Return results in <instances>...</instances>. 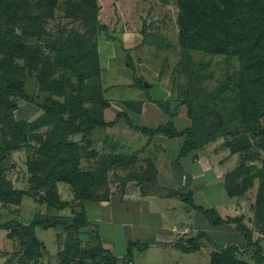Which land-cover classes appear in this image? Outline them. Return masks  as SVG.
<instances>
[{"label": "rangeland", "instance_id": "obj_1", "mask_svg": "<svg viewBox=\"0 0 264 264\" xmlns=\"http://www.w3.org/2000/svg\"><path fill=\"white\" fill-rule=\"evenodd\" d=\"M81 1L57 0L53 14L45 16L35 9L38 0H0V12L10 11L11 3L20 5L21 9L16 13V20L7 23V19L0 18V51L4 50V43L8 44L16 40L25 46L20 52L21 56L15 52L12 59L6 57L3 51L0 53V94L2 93L3 97H8L9 100H14L16 105L13 111L14 119L31 122L44 114L40 104L48 97L64 103L66 96L83 95V108H86L88 112H98L101 104L88 101L87 85L90 89L99 86L102 98L108 106L111 103L112 107L108 109L107 117H114V123L121 118L130 128L139 133H142L139 130L141 127L155 125L151 128H156L166 125L170 120L168 113L171 114V121L176 131L189 127L193 119L192 116L196 117L203 124L200 129L202 135L207 134L214 138L189 152L191 153L189 156L195 160L200 156L202 166L207 168V176L212 178L217 176L216 169H220L224 184V177L228 172H234L233 170L237 167L246 168V171L236 172L228 183L240 186L246 178H249L250 185L241 196L229 198L225 195L223 187L217 183L208 186L204 191L201 190L199 194L195 193V201L206 206L205 208L217 204L219 210L225 198L235 199L225 208L219 212L216 210V212L218 215L221 213L223 217L219 216L224 220L238 218L251 233L252 241L261 247V255L264 256L261 243L264 241V210H260L258 206L260 190L264 186V148L260 146V137L257 135V130L254 129V127L264 126V116L257 119L253 125L242 122L238 110L239 98L233 91L235 78L242 70L239 56L182 49L178 45L176 23L178 8L174 0L165 6L159 3L161 8H165L164 11L159 7V10L153 14L140 12L141 14L136 19L134 18L128 26L130 31L139 32L141 39L138 40L139 42L127 45H123L120 41L118 34L122 29L118 25L119 22L114 21L121 15L116 12L105 13L104 11L101 18L108 24L101 23L105 26L103 29H99L97 26L95 28V30L99 29V31L97 30L95 52H91V56L79 55L77 52L79 48L83 49L84 47L83 50L87 48L86 39L90 35L87 30L92 28L90 16L94 13L88 5ZM38 16L43 18L42 21L39 24L37 22L31 24L30 19L38 18ZM86 19L88 20L86 21ZM123 27L122 24L121 28ZM80 36L86 38L80 40ZM92 38H88V43H94ZM106 41L110 42L106 44ZM124 43L127 42L124 41ZM123 50L129 52L124 53ZM262 50L264 53V47ZM113 52L115 54L111 57L110 54L112 55ZM128 53L129 55H127ZM94 54H97L98 62L95 61V65L93 61H88L94 59ZM11 70H15L22 78V88L19 94L8 93L5 89L7 83L15 77V72ZM7 75L9 79H7ZM139 79L142 80L143 85L146 82L145 88L136 83ZM226 86L229 88L227 91H219L220 87L224 89ZM53 87L63 90L65 95L54 93ZM105 90L106 93L103 94ZM213 93H215V98L209 96ZM139 98H142L146 104H150L149 106L152 104V107H158L162 113L167 115V121L163 123L164 120L160 116L141 117V107L135 105L136 102L131 106L127 101V99L138 100ZM182 100L189 103L192 108L191 115H188V104L181 103ZM160 103H165L167 108L164 109ZM119 109L121 112L118 113L122 115L116 117L118 115L114 113ZM102 118L104 119V117ZM74 122L76 124L79 121ZM41 130L43 128L38 131L33 130L28 134V146L23 149L3 152L2 135L6 134L8 128L5 125L4 117L0 118V173L8 174V177L12 178L14 176L16 182L17 180L19 182L17 186L25 188L24 191H29V183L26 182L24 173L25 166L27 168V160L35 159L47 162L38 151V144L35 140L38 135L36 133ZM157 133L167 134L168 137H184L170 135L164 131L145 134L150 139L147 140L143 149L131 151L130 157L128 156L131 158L129 159L130 163L126 166L120 165L124 166L122 167L124 170L109 173V180L113 181L114 191L118 190L120 186L121 189L124 188L128 181L135 185L136 182H140L141 178L144 181L149 180L152 176L155 178L156 172H154L152 158L147 157L148 161L140 158L145 154L151 155L150 146L154 145L151 136ZM78 134L80 133L73 136L78 137ZM81 134L82 137L78 142L74 141V137L73 141L79 144L80 151L85 152L84 142L86 141L82 140L85 137H83V133ZM237 138L248 142V146L232 153L226 145V141L234 140L235 147L240 148L242 143L237 142ZM103 157L106 158V156H94L92 160L99 165L100 160L104 159ZM203 157H206L207 160H203ZM145 170H147L146 174ZM191 179V175L188 174L187 181L189 182ZM29 194L31 193L29 192ZM29 194L22 197L19 204H4L0 201V227L5 223H11L9 229L0 228V264H17L18 260L26 261V251L33 249L31 243L26 242L30 236H19L22 231L18 224L27 225L34 212H43L45 208H41ZM189 206L196 213L202 214L195 208L196 205L193 207L189 204ZM223 225L233 228L240 236V245L242 246H236L243 249L236 252L237 259L245 261L247 264L249 261L254 262V249L244 250L246 242L236 224ZM15 230L18 233L9 236ZM52 232H54L53 229L37 228L36 236L45 239V243H48L47 240L53 236ZM121 232V227L115 225L113 235L117 242ZM210 235H214L213 231ZM64 239V237L60 239L61 244H58V247L63 245ZM219 239H226V236ZM66 243L69 246H66ZM66 243L63 245L62 251L66 247L69 248L68 259L74 261L73 263L79 260L82 254L81 250L84 251L88 246L87 242L81 243L75 237L68 238ZM184 245L188 246L186 243ZM33 251L35 257L31 262L35 261V263L31 264H56V260L60 261V255L55 260V254L46 251L44 246H38Z\"/></svg>", "mask_w": 264, "mask_h": 264}, {"label": "trees", "instance_id": "obj_2", "mask_svg": "<svg viewBox=\"0 0 264 264\" xmlns=\"http://www.w3.org/2000/svg\"><path fill=\"white\" fill-rule=\"evenodd\" d=\"M178 8L177 26H178V45L184 50H201L212 54H223L225 56H239L241 60L242 70L235 78L233 91L239 98L238 110L244 124L253 123L264 116V0H175ZM57 0H38L35 9L41 15H52L53 9L56 8ZM83 4L88 5L90 10L94 11L91 14L90 22L92 28L87 30L90 34L88 38L94 39V43H88L86 39V50L79 48L77 50L79 55L91 56V52H95L96 36L99 29L105 28L101 25L97 18V5L95 0H82ZM19 6L16 3L10 4V11L0 12V18L7 19V23L16 20V13L19 11ZM21 10V9H20ZM13 13H10V12ZM96 14V15H95ZM42 17L30 19V23H40ZM88 19H86L87 21ZM98 23V24H97ZM100 24V26H99ZM96 26L99 28L95 30ZM80 40L86 38L80 36ZM82 47V46H81ZM25 46L19 41L12 43H4L3 53L6 57L12 59L14 53L23 51ZM1 50V49H0ZM0 51V53H2ZM94 59L88 61L97 62V54H94ZM97 65V64H96ZM98 67V66H97ZM11 69V68H10ZM14 78L10 80L5 86L8 93H21L22 78L16 73ZM7 79L9 76L7 75ZM14 79V80H13ZM140 87L145 88L142 80L136 81ZM52 91L58 95H65L63 90L53 87ZM189 88V87H188ZM220 87L219 91H227ZM88 101L90 103L100 102L99 108L101 112H88L83 108V95H75L72 97H65V102L61 103L53 100L50 97L46 98L42 104L41 109L44 114L40 115L31 122L26 120H16L13 116V111L16 107L14 100H9L8 97H3L0 94V118L4 117L5 125L8 131L2 135V150L9 152L28 146V134L31 131H38L43 128L36 136L38 144V151L47 160L37 161L35 159L27 160V171L29 173V191L18 190L12 187L5 175L0 173V201L4 204H19L24 195H28L39 204H45L47 207L62 209L68 204L60 201L57 191L56 182L63 181L68 183L73 191L75 203L71 206L73 218L65 220L64 218H57L46 216L36 212L29 224H18L22 231L19 236H30L29 240L32 248L42 246V244L34 237L33 230L35 227L44 229L56 227L61 225L64 230H77L85 226L87 221L81 205L83 199H94L98 197V188L107 184V168L112 165H128L130 163L128 156L114 155L107 156L100 160L99 166L92 171H81L78 168L81 150L79 144L73 141V135L76 133H83L82 140H86V136L98 126L112 125V122H105L103 117V109L108 106L107 102L102 98L100 87L94 86L91 89L86 86ZM92 90V91H91ZM189 90V89H188ZM215 98V93L209 95ZM100 98V101H99ZM88 102V103H89ZM183 104H188V115L192 108L186 100L180 101ZM160 105L166 109L165 103ZM95 109V108H94ZM163 109V110H164ZM168 113V111H167ZM170 120L164 126L156 128L141 127L139 130L144 134H151L155 132H167L170 135L184 136V141L179 152V157L187 155L199 146L205 145L213 136L202 135L200 129L203 127L201 121L192 116V122L189 127L181 131H176ZM119 117L120 114H117ZM48 117V118H47ZM79 121L75 124L74 121ZM257 130V135L260 137V146L264 148V126L254 127ZM237 142L242 143L240 148L235 147L234 140H227L226 145L230 152L234 153L241 148L248 146V142L241 138L236 139ZM234 172H228L224 179V189L228 196H241L250 185L249 178H246L240 186L231 185L228 181L236 172L246 171V168L237 167ZM155 172V170H154ZM147 170H145V174ZM153 176L149 179H152ZM251 180V178H250ZM260 190V198L258 199V206L260 210H264V186ZM185 199V198H184ZM186 202L192 205L195 204L186 197ZM76 206V209H75ZM195 208L202 213L207 221L213 225H222L228 223H235L240 234L243 236L246 245L244 250H253V260L255 264H263L264 256L261 255V247L252 241L251 233L246 226L241 224L238 218L222 219L214 208H205L202 206H195ZM261 216V214H260ZM264 217V214H263ZM11 223H5L0 228L9 229ZM19 230V231H20ZM18 233L15 230L12 234ZM203 237L199 233L195 238L188 239L186 244L188 246L178 243L177 246L185 252L195 251L198 249V240ZM24 243V242H22ZM87 248L82 251L78 261H71L68 259L69 248L66 247L60 254L59 264H88L84 262L89 259L92 264H116V258L106 248H104L100 241L86 243ZM191 244V245H190ZM66 246H69L66 243ZM134 246V243L128 244V250ZM218 251L211 254L210 264H247V262L237 259L235 256L239 248L233 244H226L224 246L215 245ZM33 249L26 251L27 260L32 259ZM68 250V251H67Z\"/></svg>", "mask_w": 264, "mask_h": 264}, {"label": "crops", "instance_id": "obj_3", "mask_svg": "<svg viewBox=\"0 0 264 264\" xmlns=\"http://www.w3.org/2000/svg\"><path fill=\"white\" fill-rule=\"evenodd\" d=\"M95 2L98 7L96 18L100 24L106 23L101 18L104 11L105 13L109 11L116 12L121 15L119 19H114V21H118V25L122 29L118 34L120 41L123 45H127L133 42L136 43L141 39V34L135 32V30L130 31L128 26L134 18L136 19L141 14L140 12L156 13L160 7L159 3L165 6L169 3L171 4L173 0H161L160 2L158 0H95ZM160 10L164 11L165 8L160 7ZM122 24L123 28H121ZM124 41L127 43H124ZM107 42L110 41H106V44ZM103 44L106 45L105 43ZM123 51H125L124 53L129 52L128 50ZM114 54L115 52L112 55L110 54V56L113 57ZM105 93L106 90L103 94ZM127 101L131 106L136 102L135 105L141 107V117H145L146 115V118L160 116L164 120L163 123L167 121L166 114L162 113L158 107H152V104L149 106L150 104H146L142 98L138 100L127 99ZM110 107H112L111 103L103 111L104 121L106 122H112L114 118L107 117ZM118 112H121V110L119 109L114 114L117 115L119 114ZM151 127L147 126V128ZM81 137V133L78 134V137L75 135L74 141L78 142ZM151 137L154 142V145L151 144L152 146H150L151 155L145 154L140 159L148 161L147 157L152 158V164L154 170H156L155 178L146 181L141 178L140 182H136L135 185L128 181L124 185V188L121 189L120 186L118 190L114 191L113 181L112 179L109 180V173L112 171H122L124 170L122 168L124 166H109L106 170L107 184L98 188V197L83 199L81 201L87 221L85 226L77 230H64L61 225L47 229L41 227L34 228L35 238L42 243L46 251L55 254V260L60 255L64 247L63 245L70 237L77 238L81 243L100 241L102 246L108 249L116 258V264H210L211 254L218 251L215 245L224 246L230 243L235 246H242L240 245V236L233 228L223 224L217 226L211 225L202 214L196 213L186 202L187 197L196 206H202L196 203L195 193L198 192L199 194L201 190L204 191L208 186L216 185L217 183L224 189L221 170L216 169L218 172L217 176L212 178L208 175V177L206 173L207 168L202 166L203 163L200 156L199 159L195 160L189 156L191 154L189 153L178 158V152H180L184 137H168L167 134L159 133L153 134ZM149 139V136L130 128L121 118L115 123L113 122L112 125L95 127L86 136V142H84L86 151H79L80 160L78 168L81 171L96 169L99 165L92 160L94 156H129L132 150L143 149V146ZM130 148L132 149L127 152ZM203 160H207V158L203 157ZM24 171L26 182H28L29 173L26 166ZM188 174L192 177L189 182L187 181ZM5 177L10 181L14 189H25L17 186L19 182L18 180L16 182L14 176L12 178L8 177V174H5ZM56 191L60 201L65 202L68 206L57 209L38 203L41 208H45L43 212L39 213L71 220L74 215L71 206L75 203V200L70 185L63 181H57ZM225 195H227L226 191ZM227 197L234 198L236 196L230 197L227 195ZM234 200L225 198L219 210L217 204L208 207L214 208L219 212ZM219 215L223 217L221 213ZM115 225L121 227L122 231L118 242L113 235ZM37 228L54 230L51 239L47 240L48 243H45V239L43 240L36 236ZM212 231L213 236L210 235ZM199 233H202L204 237H201L197 241L198 249L195 251L185 252L177 246L178 243L185 244L188 239L195 238ZM222 236H226V239H219ZM62 237L65 238L64 243L58 247V244H61L60 239ZM129 243H134V246L130 250H128ZM261 243L264 251V241ZM32 260H18L16 263H35V261L31 262ZM86 262L90 263L91 261L86 259ZM55 263L59 264L60 261L56 260ZM248 264L255 263L249 261Z\"/></svg>", "mask_w": 264, "mask_h": 264}, {"label": "water", "instance_id": "obj_4", "mask_svg": "<svg viewBox=\"0 0 264 264\" xmlns=\"http://www.w3.org/2000/svg\"><path fill=\"white\" fill-rule=\"evenodd\" d=\"M144 86H147L146 82L144 83Z\"/></svg>", "mask_w": 264, "mask_h": 264}]
</instances>
